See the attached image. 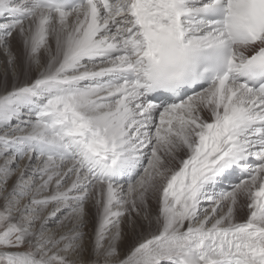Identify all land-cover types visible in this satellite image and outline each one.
Here are the masks:
<instances>
[{
	"label": "snow or ice",
	"instance_id": "1",
	"mask_svg": "<svg viewBox=\"0 0 264 264\" xmlns=\"http://www.w3.org/2000/svg\"><path fill=\"white\" fill-rule=\"evenodd\" d=\"M0 55L37 73L0 93V264H264V0H0Z\"/></svg>",
	"mask_w": 264,
	"mask_h": 264
},
{
	"label": "bare ground",
	"instance_id": "2",
	"mask_svg": "<svg viewBox=\"0 0 264 264\" xmlns=\"http://www.w3.org/2000/svg\"><path fill=\"white\" fill-rule=\"evenodd\" d=\"M14 47L16 48V50L18 52L22 51L20 48V45L18 42H15ZM0 70L2 68V71L5 72L4 77H2L0 75V93L3 92L4 87L7 86L8 89L10 90L14 85H23L26 82H31L32 80H34L36 78L37 73L33 70L30 71L27 69V67L23 64L18 65V67L15 70V73H13L11 75V71L8 66L5 64L4 62V57L2 55H0ZM24 112L27 113V109L24 110ZM28 114L24 115L22 117L23 120L27 121L28 120ZM14 124L16 123V121L13 122ZM179 159V158H178ZM27 160H25L23 163H26ZM39 164V162L37 161V165ZM230 183L224 185L225 187H227ZM246 218V212L245 211H241L238 214V219H240L241 221L244 220Z\"/></svg>",
	"mask_w": 264,
	"mask_h": 264
},
{
	"label": "rangeland",
	"instance_id": "3",
	"mask_svg": "<svg viewBox=\"0 0 264 264\" xmlns=\"http://www.w3.org/2000/svg\"><path fill=\"white\" fill-rule=\"evenodd\" d=\"M0 66H1V63H0ZM11 72H12L11 73V75H12L13 71H11ZM4 74H5V72H3L2 68H1L0 75L2 77H4ZM25 114L27 115L26 112H25ZM178 158H177V163H179V159H180V158L179 159ZM150 204H151V211H152V214L154 216L155 212H156L157 205H156L155 201H151ZM138 224L142 225V226H138L136 228L126 229V235H125V238L123 241V247H124L125 251L131 250L132 247H134L139 242H141L145 237H147L149 235L150 231H155L154 227L149 228V225L147 223H145L143 220L139 221Z\"/></svg>",
	"mask_w": 264,
	"mask_h": 264
}]
</instances>
